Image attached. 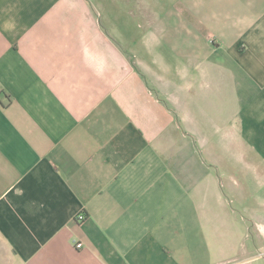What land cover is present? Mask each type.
I'll list each match as a JSON object with an SVG mask.
<instances>
[{
    "label": "crops",
    "instance_id": "obj_1",
    "mask_svg": "<svg viewBox=\"0 0 264 264\" xmlns=\"http://www.w3.org/2000/svg\"><path fill=\"white\" fill-rule=\"evenodd\" d=\"M216 131L264 186V0H0V264H264Z\"/></svg>",
    "mask_w": 264,
    "mask_h": 264
},
{
    "label": "rangeland",
    "instance_id": "obj_2",
    "mask_svg": "<svg viewBox=\"0 0 264 264\" xmlns=\"http://www.w3.org/2000/svg\"><path fill=\"white\" fill-rule=\"evenodd\" d=\"M206 77L204 84L201 78L197 79L194 91L196 93L195 100L198 102L193 107L194 115L199 117L203 114L204 110L205 113L208 110L211 117H213L218 115L219 108L226 113L234 110V105L231 106V103L228 101L227 106H223V104L218 105L219 102H224V93L223 96L219 95L218 99V87L213 84L210 74ZM208 93H211V97L206 100H210L212 103L209 106L202 102L204 99L197 97L198 95H208ZM222 134V131H216L213 134L215 137L211 138L212 141L207 137V143H204L202 139H197L196 141L202 152H204L203 148L205 146H210L214 149L211 150L209 158L204 155V162H207L206 170L212 175L215 173L218 176L217 173L220 172V168L208 163L219 161V163L228 167H233L237 164L236 172L233 171L232 175L228 174L221 177V180L225 183V188H232L233 192V197H229L227 200L226 212L222 215L223 222H220L221 231L228 241L241 242L244 246L256 243L258 245L257 260H264V186H260L257 182L252 181V177L250 176L251 174L255 175L257 171L247 166L249 163L248 156L243 155L241 157L239 153L228 152V150L225 154H219V150L217 149L219 147L218 141H220L219 136ZM225 141L227 149L228 147L234 148V146L236 148L234 138L226 137ZM222 142L224 141L221 139ZM221 155L225 156L226 162L222 159ZM215 233L216 229L212 226L209 234L212 244L219 240Z\"/></svg>",
    "mask_w": 264,
    "mask_h": 264
},
{
    "label": "built area",
    "instance_id": "obj_3",
    "mask_svg": "<svg viewBox=\"0 0 264 264\" xmlns=\"http://www.w3.org/2000/svg\"><path fill=\"white\" fill-rule=\"evenodd\" d=\"M79 221H82V220H84V215H79ZM76 248L77 249H82L83 248V243H81V242H76Z\"/></svg>",
    "mask_w": 264,
    "mask_h": 264
}]
</instances>
